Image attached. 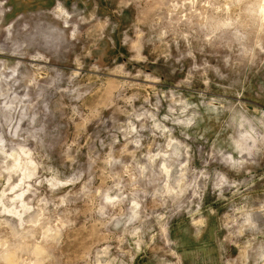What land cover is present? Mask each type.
I'll list each match as a JSON object with an SVG mask.
<instances>
[{
    "label": "rangeland",
    "instance_id": "1",
    "mask_svg": "<svg viewBox=\"0 0 264 264\" xmlns=\"http://www.w3.org/2000/svg\"><path fill=\"white\" fill-rule=\"evenodd\" d=\"M0 264H264V0H0Z\"/></svg>",
    "mask_w": 264,
    "mask_h": 264
}]
</instances>
